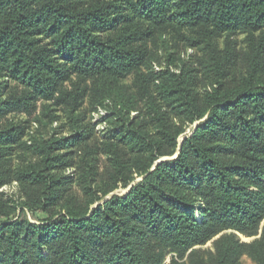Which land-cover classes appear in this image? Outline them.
Returning <instances> with one entry per match:
<instances>
[{
    "label": "trees",
    "instance_id": "trees-1",
    "mask_svg": "<svg viewBox=\"0 0 264 264\" xmlns=\"http://www.w3.org/2000/svg\"><path fill=\"white\" fill-rule=\"evenodd\" d=\"M18 206L48 219L0 221V264H182L261 229L188 264H264V0H0V220Z\"/></svg>",
    "mask_w": 264,
    "mask_h": 264
},
{
    "label": "rangeland",
    "instance_id": "rangeland-1",
    "mask_svg": "<svg viewBox=\"0 0 264 264\" xmlns=\"http://www.w3.org/2000/svg\"><path fill=\"white\" fill-rule=\"evenodd\" d=\"M242 40L243 38L240 37L237 39L238 44L241 45L242 47ZM181 52L184 54V56L187 58L189 57V55H191L193 53V51L189 50V49H181ZM164 52L161 53V60L159 62V64H156L157 70L162 69L163 65L165 64V59L163 56ZM161 66V67H160ZM103 112V111H101ZM36 115H39V111L36 112V114L31 118L32 123L30 124L31 126V131L35 133V131L38 128V124L36 123ZM100 114H96L95 116H92V120L93 122L96 121V119L98 117H100ZM14 121H31L30 117L28 116H19L13 119ZM65 122L64 119H62L61 121H59L58 123H54L52 125H50L51 127L54 128H60V125L63 124ZM198 122L195 123L192 127H190L188 129V131L182 135L179 139V142L182 143L183 140L189 136L192 132L193 129H196L198 126ZM41 127V126H40ZM104 129L103 125H100L97 127L96 129V133L98 137H101L102 135V131ZM43 133L45 134V129L42 130ZM63 136L68 135V131L64 132L62 134ZM92 159L95 161V176L98 178V183L96 184V187L98 188V192L102 193L106 190H108L109 188H111L113 185L111 183V175L113 173V169L112 167H110V164L108 162V159L105 155L101 154V155H97L91 156ZM177 157V154L172 156V157H165L163 159H161L160 161H158V163L163 162V161H170V160H174ZM26 159V156H21L20 153H14L12 156L9 157V165H11L12 167H16L17 165L21 164L23 160ZM71 171H67L66 174H70ZM143 178H139L137 179L135 182H133L128 188L124 189V188H120V189H116L111 191L107 196H105V198L99 202L96 203L94 205H92L91 209L96 208L98 205L103 204L104 202L108 201L109 199H111L113 197V195H125L126 193H128L130 191V189L136 185L137 183H139L140 181H142ZM71 190L69 192V195L71 197H76L78 199L81 200L80 204H87L90 199L92 198V196H89V194H87V192H85L81 187H78L76 185H69L68 186ZM20 188L19 185L14 182L13 184L10 185H6L1 189V193L5 194L4 197L6 199H10L11 204L17 203L19 201L20 198V194H19ZM16 201V202H15ZM196 207H198V204L196 205ZM198 218H201L200 215H197ZM9 219L12 220H25V221H30L31 223L34 224H42L46 219H48V215L42 211H31L29 210L27 207H22V206H18L17 208V212L12 215L10 218H3L0 221H7ZM264 225H262L263 228ZM262 234V229L259 232L258 236L255 237H246L243 234L234 231V230H228L225 231L223 233H221L220 235H218L216 238H214L213 240L209 241L207 244L205 245H200V246H196L194 248H192L187 255L185 256V258L183 260H181L182 264H188L189 263V257L192 255H196L197 257L203 258L207 261H209L215 251V242L218 241V239H220L223 236H227L229 240L232 241H240V243H245V244H251L253 243L255 240L260 239V236ZM177 258V256L174 253H169L164 261L163 264H170L172 262V259ZM211 264V263H209ZM240 264H256L254 262V260L246 253H244L241 256L240 259Z\"/></svg>",
    "mask_w": 264,
    "mask_h": 264
}]
</instances>
